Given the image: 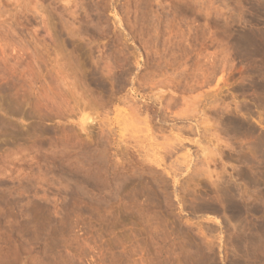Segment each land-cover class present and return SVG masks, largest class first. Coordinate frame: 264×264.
Listing matches in <instances>:
<instances>
[{
	"label": "rangeland",
	"instance_id": "rangeland-1",
	"mask_svg": "<svg viewBox=\"0 0 264 264\" xmlns=\"http://www.w3.org/2000/svg\"><path fill=\"white\" fill-rule=\"evenodd\" d=\"M0 264H264V0H0Z\"/></svg>",
	"mask_w": 264,
	"mask_h": 264
},
{
	"label": "bare ground",
	"instance_id": "bare-ground-1",
	"mask_svg": "<svg viewBox=\"0 0 264 264\" xmlns=\"http://www.w3.org/2000/svg\"><path fill=\"white\" fill-rule=\"evenodd\" d=\"M256 51H257V50H256ZM253 52H254V51H253ZM226 193H227V192H226ZM226 193L224 192V197L226 196V195H225ZM228 194H230V193H228ZM228 194H227V195H228ZM222 195H223V194H222ZM231 195H232V194H231ZM231 195H230V196H231ZM233 195H234V194H233ZM230 196H229V197H230ZM233 199H234V198H233ZM233 204H234V203H233ZM256 210H257V209H256ZM260 230H261V229H260ZM252 239H253V238H252ZM250 242L252 243L253 240H251ZM254 242H255V241H254ZM253 244H254V243H253Z\"/></svg>",
	"mask_w": 264,
	"mask_h": 264
}]
</instances>
